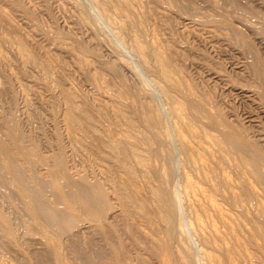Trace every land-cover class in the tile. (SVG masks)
Segmentation results:
<instances>
[{"label":"bare ground","instance_id":"obj_1","mask_svg":"<svg viewBox=\"0 0 264 264\" xmlns=\"http://www.w3.org/2000/svg\"><path fill=\"white\" fill-rule=\"evenodd\" d=\"M246 1H216L213 4L217 15H208L206 10L207 15L201 19L230 27L233 19L232 14L225 7L227 2H231L240 11L242 9L245 10L244 12L249 11L248 14H261L252 7H248L247 10L245 5L250 6L248 3L250 1L248 0L247 3ZM28 2L0 0V60L7 55L2 49L5 44L16 50L24 61L34 63L45 73L51 74L50 78H47L48 88L60 105V108L55 109L56 116L53 121L56 122L55 117L61 115L63 121L61 118L60 121L63 122L62 126L66 131L63 132L59 127L61 124L57 122L59 126L53 124L56 127V130L54 129L56 132L53 130L56 134L51 138V135L48 137L49 135L43 132H46L42 127L44 122L43 124L39 122L43 130L40 126L38 129L40 128L42 132L35 128L38 118L40 121L38 112L31 117L29 115L28 118L23 116L15 109V101L18 98L15 100L14 91L7 88L8 86L4 88V82L2 83L3 88L0 87V264H3L4 255H15L27 264H70L63 247L76 251L82 261L98 259L99 256L105 257L107 260L105 264H264V144L248 132L250 131L247 129L248 125L246 127L237 116L229 117L227 110L231 107L226 110L227 104L224 106L220 99L225 96L218 98L213 90H208L210 89L208 84L207 89L203 84L199 86V81L196 83L192 76L185 74L187 70L184 71L182 65L184 61L181 62V59L186 61L187 54L163 38V25L162 35L158 32L156 25L164 19L160 20L161 17L158 19L150 15L155 21L149 24L152 19L148 22L147 15L153 12L146 10L145 6L140 11L137 6L141 7L142 1L93 0L94 5L98 6L96 10H99V15L101 10L102 16H106L105 18L115 26L113 32L117 29L116 37L129 42L132 48L130 52L136 54L140 65L142 64L147 70L146 73L149 72L153 76L154 81L150 82L155 83L162 97H165L163 100L167 101H164L167 103L165 109L160 107L161 103L160 106L156 104L155 102L158 101L154 102L153 92L151 93L148 86L146 87L142 82L140 86L131 87L130 84L127 85L128 82L127 84L124 82V79L122 82L119 81L122 85L119 84L118 88H113L111 83V86L104 83L106 79L103 80V72L97 71L98 68L90 70L94 67V63L89 61V58L88 60L81 58V61L79 55L82 50L77 47L81 50L80 54L77 53L79 62L89 68L91 81L99 88L103 87L106 94V99L94 100L97 105L93 108L89 105L90 100L89 103L79 104L77 100L79 97L75 96L77 92L75 91V95L73 92L74 88L71 91L72 89L67 87L70 85L65 84L61 78L54 77L61 75L62 67L60 71L58 70L59 74L53 76V70L61 65V62L64 66L67 65L63 59L58 62L56 55L49 52L61 41H56V44H53L55 46L50 44L52 48H48L49 43L43 44L44 40L37 39L39 43L31 38L27 39L21 33L22 30L18 29L17 25H13L14 18L11 17V20L8 18L11 12H17L19 15L22 12L27 17L25 22L33 21L37 13L35 14L33 9L35 7L33 1ZM179 2V0L171 1L177 9L186 10V5H181ZM82 6L83 4H80V7ZM88 11L91 12V9ZM95 12L92 10V13ZM95 15L91 17L83 12L81 21L85 20L87 24L89 18L96 19ZM38 16L41 17L40 14ZM7 19L11 22L8 23ZM94 22L92 21V24ZM246 28L240 26L235 30L246 54L251 59L249 64L252 67L254 81L251 80L253 84L252 82L250 84L255 87L264 101V59L260 55L261 52L256 50L257 47L254 48L250 43ZM36 31L33 30V33ZM42 31L44 30L39 32ZM43 34L48 36V33ZM233 34L232 36L235 35ZM36 35L39 36L38 33ZM59 36L61 31L56 37ZM171 38L174 40V36ZM69 40L66 43H69ZM116 43L114 42L115 45ZM199 43L197 42V45ZM73 45L71 41L70 44L60 47L71 54L72 51L77 50L74 47L78 46L73 47ZM187 47L189 48L186 49ZM81 48L88 50L91 47L81 44ZM184 48L189 50L191 47L185 44ZM91 49L90 52L94 53L93 48ZM121 50L123 51L122 48ZM49 53L55 55V59L48 56ZM194 53L196 56V52ZM123 55L121 58L124 57ZM101 56L98 55L103 58ZM212 57L214 59V56ZM7 58L9 57L6 56ZM124 59L126 62V58ZM115 60L118 61L117 58ZM114 62H109L110 66L108 64L112 74L113 71L119 70V66L128 65L123 59ZM135 65L134 63L133 66ZM128 67L138 73L131 65ZM121 73H124L123 70L119 71V74ZM121 76L124 78L123 75ZM228 83L230 85V82ZM250 118L253 119L251 116ZM261 127L258 130H261ZM47 133L52 134L49 130ZM65 137L69 138L70 144ZM66 143L71 149H68ZM46 146L48 150L53 149L48 152L43 148ZM74 161L76 162L73 163ZM78 161L79 164L81 163L79 166L76 164ZM36 229L42 231L43 239L35 232Z\"/></svg>","mask_w":264,"mask_h":264},{"label":"rangeland","instance_id":"obj_2","mask_svg":"<svg viewBox=\"0 0 264 264\" xmlns=\"http://www.w3.org/2000/svg\"><path fill=\"white\" fill-rule=\"evenodd\" d=\"M24 1H26V2H31L32 3V1H33V3H34V11H35V14L37 13V15H36V18L32 21H27V22H25L26 21V15L24 14V13H20V15H19V13H14V12H11V13H13L12 15H10L11 13H9V15H8V18H10V20L12 19V18H14L13 19V25H17V27H19L18 29H20V30H22V34H24V37H26L27 39H30L31 38V40H35V41H37V39L39 40V39H41V40H44L43 41V44H47V43H49V44H47L49 47L48 48H52V47H50L51 45H53V44H56V41L57 42H60V43H57L56 45L57 46H55V45H53V46H55V48L57 49H55L54 47L52 48V49H50V51L49 52H51L52 54L54 53L55 55H56V57L58 58H56L57 60H58V62L59 61H62V59H63V62H65L67 65H69V66H67V65H63V63L61 62V65H59V66H57V67H59V69L56 67L54 70H53V76H54V74L55 75H57V73L60 71V68H61V71H60V74L61 75H59V76H54V77H56V78H58V79H60L61 78V80L63 81V82H65V84H67V85H70V86H67L69 89H72L71 91H73V88H74V95H75V91L77 92L76 94L77 95H75L76 96V98H82L81 99V101H80V99L78 98L77 100H78V103L79 104H82V103H84V102H88L89 100V102H91V103H89V105L90 106H93V108H96L95 106L97 105V103L96 102H94V100L96 101V100H104V99H106V94H105V92L103 91L104 89H103V87H98L97 85H95L94 83H93V81H91V78H90V76H89V68H87L86 66H84L83 65V63L81 62L82 61V59H87L88 60V58H89V61H92L93 63H94V67L93 68H91L90 70H92V69H95V70H97V68H98V70L97 71H100L101 73H102V75L104 76L103 78V80H108V81H106L105 80V82L104 83H108L110 86H111V84L113 85L112 87L113 88H118V86H119V84H120V86L122 85V83H120L119 81H121L122 82V80H127V81H125L124 80V82L127 84V82H128V84L127 85H129V86H131V87H135V86H140V83L142 82L143 84L145 83L146 84V87L148 86V89H150L149 91L154 95L153 96V98H154V102L155 101H158V102H155L156 104H160L159 106L160 107H162L163 109H165V107H166V105H167V101H166V99L165 100H163L164 98L162 97L163 95L161 94V92L159 91V89L156 87V85H155V83L154 82H150V81H152L153 80V76H151V74L149 73V72H147L146 73V69L143 67V65L141 64L140 65V61H139V59L137 58V56H136V54L133 52H130L131 50H132V48H131V46L129 45V42L128 41H124V40H121V38L120 37H116L117 36V33H116V31H117V29L116 30H114V32H113V27H115L113 24H111V21L110 20H108L107 18H105L106 16H102V14H101V10H100V15H99V10H96V7H97V9H98V6H95L94 4H95V2H93V0H83V1H81V0H76V1H74V0H24ZM39 3H38V2ZM66 3H65V2ZM137 1H142L141 3H143V4H141V7L139 6H137V8L141 11L142 10V8L144 9V6H145V9L147 10V9H149V10H151L152 12H153V14H148L147 15V19H148V22H149V20H151L152 19V21H150L149 22V24H153L154 23V21H155V19H153L151 16H156V17H158V19L160 18V20H163L164 19V21H160V22H158V24L156 25V26H158L157 27V29L159 30L158 32H160V34L162 33V27H163V38L166 40V41H168V42H170L171 44H172V46H175V48H178L181 52H185L186 54V59L188 60H182L181 59V62L182 61H184L183 63H182V65H184V71L186 72V70H187V72L185 73V74H189L188 76L190 77V76H192L193 78L192 79H194L195 80V82L197 81H199V82H201V83H199L198 82V85L200 86L201 84H203V85H201V86H203L204 88H206L207 89V84H208V87H210V89L208 88V90H210V91H212L213 90V93H214V95L215 96H217L218 98H220V97H222V96H225L226 97V99H225V97H222V98H220L221 99V101H222V103H224L223 105L225 106L226 104V110L227 109H229L230 107L233 109H229V110H227V112H228V115H229V117L230 118H235L236 116L238 117V119H240L242 122H244V124H246V127H247V125H248V130L250 129V131H248V132H250V134L252 135V136H256L255 138H257L261 143H263L264 144V101H263V99H262V97L260 96V94H259V92H257V90L255 89V87H252L251 86V82L252 81H254V75H252L253 73V71H252V67H251V64H249L250 62H251V59H250V57H249V55L248 54H246V51H245V49H244V47H243V45H242V43L239 41L240 39L237 37V35H238V33H237V30H235V29H237L238 27H240V26H242V27H244V29L246 28V34L247 35H249L248 36V38L250 39L249 41H250V43L254 46V48H256V50L260 53V55L263 57V59H264V14H262V13H264V0H249L250 2H248V3H250V6H248V4H247V6L245 5V8H247V10H248V7H252V9H256V10H259V13H261V14H259V15H252V14H248L249 13V11H246V12H244L245 10H239V8H236V7H234V5H232V3L231 2H227L225 5V7L230 11V13L232 14V19H233V26L232 25H229L230 27H228L227 25H223L222 23H209V22H207V21H204V19H201V18H204L206 15H207V13H208V15H214V16H216L217 15V10H216V8H215V5L213 4L214 2H216V1H220V0H211L210 2H208V0H206V1H203V0H179L180 2V4L181 5H186L185 7H186V10H180V9H177L176 8V6L174 5V4H172L171 3V1L170 0H161V1H156V0H148V2H147V0H137ZM213 1V2H212ZM245 1V0H244ZM248 1V0H247ZM247 1H246V3H247ZM28 2V3H29ZM42 2V3H41ZM54 2V3H53ZM58 2V3H57ZM62 2V3H61ZM65 3V6H64V3ZM82 5L83 4V6L82 7H80V4ZM84 2H85V4H84ZM153 2H155V3H153ZM164 2H166V4L164 3ZM252 2V3H251ZM45 3V4H44ZM47 3V4H46ZM93 3V4H92ZM145 3L147 4V5H145ZM245 3V4H246ZM67 4V5H66ZM162 4V5H161ZM169 4V5H168ZM206 4V5H205ZM209 4V5H208ZM38 5H39V7H38ZM43 5V6H42ZM45 5H47V6H45ZM57 5H59V6H57ZM62 5V6H61ZM74 5V6H73ZM97 5V4H96ZM156 5V6H155ZM211 5V6H210ZM232 5V6H231ZM41 6V7H40ZM67 6V7H66ZM85 6V7H84ZM89 7L90 9H91V12L90 11H88V10H90L89 8H88V10H87V7ZM151 6V7H150ZM152 6H154V8L152 7ZM169 7V9H168V7ZM207 6V7H206ZM227 6H229V7H227ZM37 7V8H36ZM62 7V8H61ZM95 7V8H94ZM206 7V8H205ZM209 7V8H208ZM212 7V8H211ZM213 7L215 8V9H213ZM231 7V8H230ZM45 10H44V9ZM48 8V9H47ZM52 9V10H50V9ZM66 8V9H65ZM81 8H82V10H81ZM153 8V9H152ZM194 8V9H193ZM199 8V10H197ZM234 8V10H236V11H234V10H232ZM68 9V10H67ZM70 9V10H69ZM75 9V10H74ZM77 9V10H76ZM100 9V8H99ZM157 9V10H156ZM158 9H160L161 10V12H160V10H158ZM175 9V10H174ZM195 9H196V11H195ZM212 9V10H211ZM241 9V8H240ZM40 10V11H39ZM45 12H44V11ZM48 10V11H47ZM92 10H93V12H95V11H97V12H95V13H92ZM139 10H137V11H139ZM202 10H204V11H202ZM206 10H207V13H206ZM215 10V11H214ZM50 11V12H49ZM75 11V12H74ZM139 11V12H140ZM157 11V12H156ZM164 11V12H163ZM238 11H240V12H242L241 14H240V12H238ZM262 11V12H261ZM68 12V13H67ZM73 12V13H72ZM82 12V13H81ZM83 12H85V14H88L89 16H94L95 14V17L94 18H96L95 20L92 18V20H91V18H89V22L86 24V22H85V20L83 21H81V16H83ZM89 12H90V14H89ZM177 12V13H176ZM192 12V13H191ZM210 12V13H209ZM54 15H53V14ZM92 13V14H91ZM160 13V14H159ZM190 15H189V14ZM195 13V14H194ZM196 13H198V14H196ZM213 13V14H212ZM236 13V14H235ZM245 15H244V14ZM25 15V17H24V15ZM40 14V16L41 17H39L38 15ZM75 14V15H74ZM163 14V15H162ZM193 14V15H192ZM151 15V16H150ZM172 15H174V16H172ZM195 15V16H194ZM202 15V16H201ZM13 16H15V17H13ZM17 16V17H16ZM54 16V17H53ZM77 16V17H76ZM150 18H149V17ZM201 16V17H200ZM12 17V18H11ZM169 17V18H168ZM195 17H196V20H194L195 19ZM234 17V18H233ZM243 17V18H242ZM15 18H17V20L15 19ZM23 18H24V20H23ZM38 18H39V20L40 21H38ZM155 18V17H154ZM172 18V19H171ZM192 18H194L193 20H192ZM200 18V19H199ZM77 19V20H76ZM238 19V20H237ZM239 19H240V21H239ZM16 20V21H15ZM21 20V21H20ZM27 20H29V19H27ZM80 20V21H79ZM108 22H107V21ZM154 20V21H153ZM170 20V21H169ZM173 20V21H172ZM190 20V21H189ZM7 21H8V23L9 22H11V21H9L8 19H7ZM23 21V23H21ZM77 21V22H76ZM92 21L94 22V21H97L98 22V24H97V22H94L93 24H92ZM110 21V22H109ZM241 21H244V22H241ZM34 22V23H33ZM35 22H36V24H35ZM85 22V23H84ZM176 22H178V23H176ZM190 22V23H189ZM193 22V23H192ZM15 23V24H14ZM27 23V24H26ZM31 23V24H30ZM68 23V24H67ZM100 23V24H99ZM160 23H162V24H160ZM165 23V24H164ZM186 23L187 24H189V25H186ZM243 23V24H242ZM247 23H248V25H249V27H248V25H247ZM11 24V23H10ZM20 24V25H19ZM42 24V25H41ZM65 24H66V26H65ZM89 24V25H88ZM179 24V25H178ZM184 26H183V25ZM196 24V25H195ZM33 25V26H32ZM35 25V26H34ZM41 27H39V26ZM43 25H46V26H43ZM60 25V26H59ZM84 25V26H83ZM113 25V26H112ZM163 25V26H162ZM192 27H191V26ZM193 25H194V27H193ZM210 27H209V26ZM239 25V26H238ZM31 26L34 28H31ZM37 26V27H36ZM90 26V27H89ZM162 26V27H161ZM166 26V27H165ZM175 26V27H174ZM222 26V27H221ZM226 26V27H225ZM238 26V27H237ZM21 27V28H20ZM51 29H50V28ZM67 27H69V28H67ZM82 27V28H81ZM85 27V28H84ZM98 27V28H97ZM177 27V28H176ZM179 27V28H178ZM183 27V28H182ZM186 27H188L187 29H186ZM218 27V28H217ZM35 28H38V29H35ZM49 28V29H48ZM53 28H54V30H53ZM80 28V29H79ZM88 28V29H87ZM92 28V29H91ZM95 28V29H94ZM172 28H173V30H172ZM191 29V31H190V29ZM197 29V30H193V29ZM203 28H204V30H203ZM214 28V29H213ZM220 28V29H219ZM229 30V31H227V29ZM29 29V30H28ZM85 29V30H84ZM96 30L97 29V31H94V30ZM161 29V30H160ZM173 31V33H171L172 31ZM182 29H184V30H182ZM206 29V30H205ZM208 29H209V31H208ZM219 29V30H218ZM33 30L34 31H36V30H38V31H36V33H38V35L39 36H37L36 35V33L34 32L33 33ZM41 30H44V31H42V33H40L41 32ZM67 30V31H66ZM102 30V31H101ZM170 30V31H169ZM193 30V31H192ZM210 30H211V32H210ZM212 30H214L213 32H212ZM40 31V32H39ZM56 31V32H55ZM60 31H61V36H59V38H57L58 37V35H60ZM65 31V32H64ZM189 31V32H188ZM204 32V33H202V32ZM209 33H208V32ZM227 31V32H226ZM231 31H234V32H231ZM30 32H31V34H30ZM57 32H58V34H57ZM71 32V33H70ZM93 32V33H92ZM94 32H96L97 34H95ZM102 32H103V35H101L102 34ZM215 32V33H214ZM220 32V33H219ZM222 32H224V33H222ZM231 32V33H230ZM19 33H20V31H19ZM33 33V34H32ZM43 33H48V36H47V34H43ZM65 33V34H64ZM76 34V35H73V34ZM114 33V34H113ZM190 33V34H189ZM193 33V34H192ZM208 33V34H207ZM232 33H234L233 35L234 36H232ZM28 34H29V38H28ZM55 34H56V36H55ZM64 36H66V37H64ZM93 34H94V36H93ZM107 34V35H106ZM116 34V35H115ZM174 34V35H173ZM186 34V35H185ZM202 34V35H201ZM205 34H207V35H205ZM217 34V35H216ZM224 34V35H223ZM229 34V35H228ZM34 35H35V37H34ZM46 35V36H45ZM55 36V38H53L54 36ZM78 35V36H77ZM162 35V34H161ZM184 35V36H183ZM192 36V38H191V36ZM194 35H195V37H194ZM205 35V36H204ZM210 35V36H209ZM214 35V36H213ZM221 35H223V36H221ZM226 35V36H225ZM230 37V38H228V36ZM53 36V37H52ZM119 36V35H118ZM172 36H174V40H173V38H171ZM187 36V37H186ZM216 38L215 39V41H213L214 40V38ZM33 37L35 38V39H33ZM37 37V38H36ZM41 37V38H40ZM46 37V39H44ZM68 37V38H67ZM71 39H73V40H69L70 38ZM79 37H81V38H79ZM90 37V38H89ZM207 37V38H206ZM222 37V38H221ZM60 38H62V40H59ZM99 38V40L101 41H97V39ZM119 38V39H118ZM180 39L179 41H178V39ZM185 38V39H184ZM208 38H210L209 40H207L206 41V39H208ZM213 38V39H212ZM225 38V39H224ZM238 39V41H237V39ZM47 39H49V40H47ZM54 39H56V40H54ZM59 41H58V40ZM64 39V40H63ZM80 39V41L78 42V40ZM118 39V40H117ZM189 39V40H188ZM200 40V43H199V40ZM202 39V40H201ZM221 39H222V41H221ZM231 39V40H230ZM40 40V41H41ZM47 40V41H46ZM67 40H69L70 42L69 43H66V41ZM74 40H76V42L78 43V44H76V42L74 41ZM87 40V41H86ZM90 40V41H89ZM119 40H121V41H119ZM170 40V41H169ZM177 40V41H176ZM182 40V41H181ZM223 40H224V42H223ZM226 40H228V41H226ZM236 41V43H235V41ZM53 41V42H52ZM71 41H72V44H74L73 45V47L74 46H76V45H78V46H76V48L74 47V49L76 50L77 49V47L78 48H80L81 50H82V52H81V50L80 49H77V50H79V51H75V52H71V54H70V52L68 51V50H66V49H64L63 47H60V46H62V45H66V44H70L71 43ZM75 43H74V42ZM84 41H86V42H84ZM97 41V42H96ZM202 41H204V42H202ZM209 41V42H208ZM37 42H39V41H37ZM42 42V41H41ZM63 42V43H62ZM68 42V41H67ZM84 42V43H83ZM106 42V43H105ZM114 42L116 43V42H118V43H120V42H122V43H120V44H117L118 45V47H117V45H115L114 44ZM128 42V43H127ZM176 42V43H175ZM182 42V43H181ZM185 42V43H184ZM197 42L199 43V45H197ZM202 42V43H201ZM211 42H213V43H211ZM220 44H219V43ZM229 42V43H228ZM40 43V42H39ZM65 43V44H64ZM86 44V45H90V47L91 48H93V52L94 53H92V51L90 52V50H92L91 48H89L88 50H85V49H83V48H81V44ZM94 43V44H93ZM100 43V44H99ZM127 43V44H126ZM178 43V44H177ZM196 43V45L194 46V44ZM207 43H209V44H207ZM214 43H216V44H214ZM51 44V45H50ZM109 44V45H108ZM114 44V45H113ZM176 44V45H175ZM180 44V45H179ZM181 44H182V46H181ZM185 44H187V45H189L191 48V50L189 49V50H186V49H188L189 47H187L186 49L184 48V45ZM206 44H207V46H206ZM241 44V45H240ZM5 45V44H4ZM2 46L3 48V53L4 54H7L6 56L7 57H9V58H7L6 59V56H4V57H2L3 59V61L2 60H0V87L3 85L4 86V88L5 87H7V88H11L13 91H14V93H15V109H17V110H19V112L23 115V116H26L27 118H28V116L29 117H31V115H33L34 113L36 114L37 112H38V114H37V116L39 117L40 116V121H39V118H38V121H37V124H36V127L35 128H37L38 129V127L40 126V123L39 122H44V124L42 125V127H44V129L46 130V132L45 131H43L44 133H46V135L48 136V137H50V135H51V138L52 137H54L55 136V134L56 133H54V131L56 130V127L53 125V124H55L56 126H59L58 125V123L59 124H61L59 127H61V130L63 131V132H65L66 131V128L65 127H63L62 125H64L63 124V120H62V116L60 115H57V118L59 119H57L56 117H55V119L54 120H56V122L55 121H53V118H54V116H56L55 114H54V112H55V109H57V108H60V105L58 104V102H57V98L55 99L54 98V96H53V93L51 92V89L50 88H48L49 86H48V80H47V78L49 77V76H51V74L49 75V73L48 72H46L45 73V71H43L42 69H40L38 66H36L34 63H31V62H28L27 60L26 61H24L23 59H21L22 57L19 55V54H17V52H16V50H14L12 47H9V46H7V45H5V46ZM44 45V46H45ZM80 45V46H79ZM119 45H122V47H120ZM127 45H129V46H127ZM235 45H237V46H235ZM240 45V46H239ZM127 46V47H126ZM197 46V47H196ZM7 47V48H6ZM9 47V48H8ZM46 47V46H45ZM89 47V46H88ZM111 47V48H110ZM115 47H117L116 48V50H115ZM120 47V49L122 48L123 49V51L121 50L120 51V49H118ZM202 47H203V49H202ZM205 47V48H204ZM126 48V49H125ZM131 48V49H130ZM183 48V49H182ZM210 48V49H209ZM238 48V49H237ZM9 49V50H8ZM55 49V50H54ZM94 49H95V51H94ZM100 49V50H99ZM194 49V50H193ZM197 49V50H196ZM200 49H202V50H200ZM208 49V50H207ZM244 51H243V50ZM52 50V51H51ZM59 50V51H58ZM61 50V51H60ZM110 50H112V51H110ZM127 50V51H126ZM196 52V56H195V53L193 52ZM196 50V51H195ZM199 50V51H198ZM206 50V51H205ZM7 51V52H6ZM10 51V52H9ZM54 51V52H53ZM57 51V52H56ZM67 51V52H66ZM116 51V52H115ZM189 51V52H188ZM205 51V52H204ZM209 51V52H208ZM240 51H241V53H240ZM59 52H60V54H59ZM61 52H63V54L61 53ZM79 52V53H78ZM80 52H81V54H80ZM86 52V54H84ZM114 54H113V53ZM119 54H118V53ZM198 52H199V54H198ZM80 54L79 56H80V62H79V57H77L78 56V54ZM116 53V54H115ZM189 53V54H188ZM192 53V54H191ZM207 53H210V54H207ZM11 54V55H10ZM52 54H50L49 53V55L48 56H50L52 59H55V55H52ZM63 56H62V55ZM73 54V55H72ZM124 54V55H123ZM194 54V55H193ZM204 57H201V55ZM205 54V55H204ZM53 57H52V56ZM58 55V56H57ZM68 55V56H67ZM88 57H87V56ZM98 55H102L101 57H103V58H100V57H98ZM118 55V56H117ZM121 55H123L124 57H122L121 58ZM132 55H134L133 57H135V58H133L132 57ZM20 56V57H19ZM81 56H83V57H81ZM92 56V57H91ZM98 59H95V57ZM106 56V57H105ZM112 56V57H111ZM193 56V57H192ZM198 56H199V58H198ZM207 56V57H206ZM208 56H210V57H208ZM212 56H214V59H213V57ZM60 57H61V60H60ZM65 57V58H64ZM91 57V58H90ZM93 57H94V59H93ZM120 57V58H119ZM185 57V56H184ZM4 58H5V60H4ZM73 58V59H72ZM77 58H78V60H77ZM82 58V59H81ZM117 58V60L119 61V60H124V62H125V59L124 58H126V62L125 63H127L128 65H122L121 67H122V69H121V67L119 66V70L118 71H113L114 73L112 74V72H111V69H109L110 67V64L111 63H113L114 61V63H116V62H118V61H116L115 59ZM192 58H194V59H192ZM200 58H202V59H200ZM206 58V59H205ZM209 60H208V59ZM0 59H1V57H0ZM106 59V60H105ZM128 59V60H127ZM192 59V60H191ZM195 59H197V60H195ZM204 59V60H203ZM8 60H9V62H8ZM22 60V61H21ZM57 60H54V61H57ZM73 60V61H72ZM76 62H75V61ZM108 60V61H107ZM112 60V61H111ZM114 60V61H113ZM129 60H130V63H129ZM190 60V61H189ZM202 60V61H201ZM206 60V61H205ZM208 60V61H207ZM214 60V61H213ZM250 60V61H249ZM2 61V62H1ZM25 63H24V62ZM71 61V62H70ZM96 61H97V63H96ZM99 61V62H98ZM136 61H138V62H136ZM210 61V62H209ZM214 63H213V62ZM249 61V62H248ZM8 62V63H7ZM73 62V63H72ZM75 62V63H74ZM78 62V63H77ZM109 62H111L110 64H109ZM133 64H132V63ZM188 62H190V64L188 63ZM195 62H196V64H195ZM198 62V63H197ZM211 62H212V64H211ZM246 62V63H245ZM248 62V63H247ZM28 63V64H27ZM64 63V64H65ZM70 63H72V65L70 64ZM78 65H77V64ZM92 63V64H93ZM134 63L136 64L135 66H133L134 65ZM209 63V64H208ZM7 64V65H6ZM21 64V65H20ZM97 64V65H96ZM108 64H109V66H108ZM140 66H139V65ZM186 64V65H185ZM192 64V65H191ZM197 64H201V65H197ZM214 64H216V65H214ZM218 64V65H217ZM247 64V65H246ZM5 65V66H4ZM30 65V66H29ZM34 65V66H33ZM101 65H103V66H101ZM131 65V67H132V69H134V71H137L138 73H135V72H133L131 69H129L130 67H128V66H130ZM196 65V66H195ZM220 65V66H219ZM250 65V66H249ZM3 66V67H2ZM24 66V67H23ZM26 66V67H25ZM32 66V67H31ZM72 66V67H71ZM77 66V67H76ZM83 66V67H82ZM98 66V67H97ZM106 66H107V69H106ZM126 66H127V68H126ZM201 66H204V67H201ZM208 66V67H207ZM214 66V67H213ZM219 66V67H218ZM64 67H66V68H64ZM74 67V68H73ZM80 67V68H79ZM136 67H138V68H136ZM140 67V68H139ZM195 67V68H194ZM199 67V68H198ZM209 67H210V69H209ZM8 70H7V69ZM10 68V69H9ZM24 68H26V69H24ZM34 68V69H33ZM66 69V70H64V69ZM73 68V69H72ZM103 68V69H102ZM144 68V70H145V72H144V70L143 71H141L142 69ZM208 68V69H207ZM220 68V69H219ZM246 68V69H245ZM36 69V70H35ZM79 69V70H78ZM81 69V70H80ZM121 69V70H120ZM186 69V70H185ZM220 70V72H219V70ZM38 70V71H37ZM41 70V71H40ZM59 70V71H58ZM71 70V71H70ZM73 70V71H72ZM77 71V72H75V71ZM110 70V71H109ZM122 70H123V72L124 73H121V74H119V71L120 72H122ZM243 70V71H242ZM246 70V71H245ZM10 71H12V72H10ZM55 71H56V73H55ZM63 71V72H62ZM79 71V72H78ZM84 71V74H82V72ZM215 73H213V72ZM225 71V72H224ZM242 71V72H241ZM9 72V73H8ZM40 73V74H38V73ZM62 72V73H61ZM67 72V73H66ZM73 72H75V73H73ZM110 73V75H109V73ZM117 72V73H116ZM247 72V73H246ZM11 73V74H10ZM86 73V74H85ZM107 73V74H106ZM126 73V74H125ZM140 73V74H139ZM213 75H212V74ZM216 73H217V75H216ZM241 73V74H240ZM14 74V75H13ZM46 74V75H45ZM59 74V73H58ZM63 74V75H62ZM80 74V75H79ZM146 74H147V76H146ZM192 74V75H191ZM221 74H223L225 77H223V75H221ZM244 74V75H243ZM84 75V76H83ZM121 75H123L124 76V78L121 76ZM132 75V76H131ZM195 75V76H194ZM211 75H212V77H211ZM218 75H220V77L218 76ZM246 75V76H245ZM7 76V77H6ZM15 76V77H14ZM64 76V77H63ZM67 76V77H66ZM109 76V77H108ZM117 76H119V77H117ZM121 76V77H120ZM134 76V77H133ZM136 76V77H135ZM150 76V77H149ZM197 76V77H196ZM248 76V77H247ZM253 76V77H252ZM10 77V78H9ZM126 77V78H125ZM148 77V78H147ZM250 77V78H249ZM45 78V79H44ZM50 78V77H49ZM109 78H110V80H109ZM120 78V79H119ZM142 78V79H141ZM151 78V79H150ZM203 80H202V79ZM246 78H248V79H250V80H247ZM7 79V80H6ZM10 79V80H9ZM63 79H65V80H63ZM229 79V80H228ZM8 80H9V82H8ZM46 80V81H45ZM131 82H130V81ZM136 80V81H135ZM147 80V81H146ZM202 80V81H201ZM252 80V81H251ZM90 81V82H89ZM113 81V82H112ZM116 81H117V83H116ZM133 81V82H132ZM144 81H146V82H144ZM154 81V80H153ZM206 81V83H204V82ZM247 81V82H246ZM4 82V83H3ZM5 82H7V84L5 83ZM11 82V83H10ZM45 82V83H44ZM119 82V83H118ZM196 82V83H197ZM207 82H209V83H207ZM228 82H230V85H229V83ZM235 82V83H234ZM245 82V83H244ZM249 82V83H248ZM3 83V84H2ZM111 83V84H110ZM114 83V84H113ZM135 83V84H134ZM141 83V84H142ZM148 83V84H147ZM149 83H150V85H149ZM152 83V84H151ZM154 83V84H153ZM242 83V84H241ZM6 84V85H5ZM133 84V85H132ZM227 84V85H226ZM233 84L235 85V86H233ZM252 84H253V82H252ZM9 85H11V86H9ZM47 85V86H46ZM155 85V86H154ZM210 85V86H209ZM241 85V86H240ZM249 85V86H248ZM3 86H2V88H3ZM97 86V87H96ZM119 86V87H120ZM149 86L151 87V88H153V89H151V88H149ZM14 87V88H13ZM91 87H93L92 89L94 90L93 92H92V89H91ZM234 87V88H233ZM48 88V89H47ZM255 90H254V89ZM96 89H98V90H96ZM157 89V90H156ZM246 89V90H245ZM48 91V92H47ZM89 91H90V93H89ZM215 91V92H214ZM104 93V94H101V93ZM156 92V93H155ZM245 92V93H244ZM49 93H51V94H49ZM155 93V94H154ZM160 93V94H159ZM220 93L222 94V95H220ZM247 93V94H246ZM257 93V94H256ZM92 96H91V95ZM217 94V95H216ZM224 94V95H223ZM226 94V95H225ZM259 94V95H258ZM43 97H42V96ZM95 95V96H94ZM157 96V98H156V96ZM51 96H53V98H51ZM81 96V97H80ZM98 96V97H97ZM220 96V97H219ZM26 97H28V98H26ZM50 97V98H49ZM95 98V99H93V98ZM97 97V98H96ZM103 97V98H102ZM105 97V98H104ZM255 97V98H254ZM257 97H259V98H257ZM88 98V99H87ZM93 99V101H91L92 99ZM98 98H100V99H98ZM155 98H156V100H155ZM254 98V99H253ZM26 99V100H25ZM48 100V102H47V100ZM257 99V100H256ZM28 100V101H27ZM50 100V101H49ZM54 102H53V101ZM83 100V101H82ZM163 100V101H162ZM224 100V101H223ZM228 100V101H227ZM27 101V102H26ZM164 101H166V102H164ZM16 102H17V105H16ZM50 102V103H49ZM93 102V103H92ZM229 102V103H228ZM258 102V103H257ZM27 103V104H26ZM49 103V104H48ZM261 103V104H260ZM260 104V105H259ZM17 106V107H16ZM19 107V108H18ZM52 107H53V109H52ZM228 107V108H227ZM262 107V108H261ZM92 108V107H91ZM263 109V110H262ZM38 110V111H37ZM54 110V111H53ZM232 110V111H231ZM19 113V114H20ZM40 113V114H39ZM235 113V114H234ZM20 114V115H21ZM34 114V115H35ZM21 115V116H22ZM33 115V116H34ZM233 116H235V117H233ZM250 116L254 119H251L250 118ZM60 118H61V120L62 121H60ZM263 119V120H262ZM58 120V121H57ZM258 121V122H257ZM55 122V123H54ZM58 122V123H57ZM61 122V123H60ZM261 124H260V123ZM38 123H39V125H38ZM259 123V124H258ZM46 124V125H45ZM249 125H250V127H249ZM260 125V126H259ZM32 126V125H31ZM262 126V127H261ZM41 126H40V128L43 130V128H42ZM55 127V128H54ZM256 127V128H255ZM261 127V130H258V128H260ZM28 128H30V126H28ZM39 128V129H40ZM48 128V129H47ZM53 128V129H52ZM38 129V130H39ZM40 129V131L42 132V130ZM55 129V130H54ZM47 130H49L50 131V133H52V134H48L47 133ZM54 130V131H53ZM257 130H258V132H257ZM251 131H253V132H251ZM56 132V131H55ZM54 133V134H53ZM259 137H258V136ZM262 136H263V139H262ZM65 138H67V139H65L68 143H69V138L68 137H65ZM260 138H261V140H260ZM263 140V141H262ZM68 143H66V144H68ZM70 144V143H69ZM69 144L67 145V147L69 146ZM70 147V148H69ZM68 147V149H71V146H69ZM43 148H45L44 150H48V148H47V146L46 147H43ZM53 148H49V150H48V152L49 151H51ZM77 161V160H76ZM76 161H74L73 163H75ZM79 162L80 161H78V163H76V164H78V166L79 165H81V163L79 164ZM76 164H74V165H76ZM77 166V165H76ZM77 166V167H78ZM81 167V166H80ZM38 235H43L42 234V231L41 230H39V229H36V231H35ZM42 237V236H41ZM41 239H43V237L41 238ZM63 250L65 251V253H66V256H67V258H68V261L70 262V264H84L85 262H83V261H86V262H88V263H85V264H89V263H91V264H93V263H95V264H102V262H103V264H105L104 262H107V260H106V258L105 257H103L102 258V256H99L98 257V259L96 258V259H94V260H92V259H88V261L85 259V260H81V257L79 256V254L76 252V251H74L73 249H71V248H69V247H63ZM101 259H103L102 261H100ZM97 260H99L98 262H97ZM2 263L3 264H27V262H25V261H23V260H20V258L19 257H17V256H15V255H4L3 256V258H2ZM107 264V263H106ZM109 264V263H108Z\"/></svg>","mask_w":264,"mask_h":264}]
</instances>
